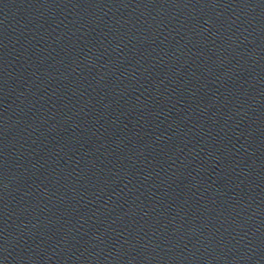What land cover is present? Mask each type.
<instances>
[{
  "label": "water",
  "instance_id": "1",
  "mask_svg": "<svg viewBox=\"0 0 264 264\" xmlns=\"http://www.w3.org/2000/svg\"><path fill=\"white\" fill-rule=\"evenodd\" d=\"M0 264H264V0H0Z\"/></svg>",
  "mask_w": 264,
  "mask_h": 264
}]
</instances>
